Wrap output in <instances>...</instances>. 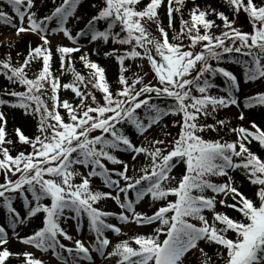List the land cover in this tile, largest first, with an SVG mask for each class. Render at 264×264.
Segmentation results:
<instances>
[{"label":"snow or ice","instance_id":"snow-or-ice-1","mask_svg":"<svg viewBox=\"0 0 264 264\" xmlns=\"http://www.w3.org/2000/svg\"><path fill=\"white\" fill-rule=\"evenodd\" d=\"M45 2L41 0V6ZM51 2L50 12L37 18L35 0H0V24L15 29L17 36L35 34L42 42L29 45L27 58L19 67L10 53L0 60V75L10 85L24 88H5L0 96L15 100L0 98V105L22 109L37 120L34 137L14 129L20 144L30 146L31 151L13 156L15 141L7 138L6 116L0 111V214L6 211L8 221L0 226V264L21 255L7 247L9 228L11 237L21 243L51 251L58 264H185L187 254L196 250L201 264H213L201 243L217 246L220 264H264V158L250 147L255 141L264 149V129L255 121L250 127L231 126V120L219 118L230 106L241 108V79L223 64L240 65L244 83L264 81V0L259 4L256 0H223L231 18L211 4L201 7L194 3L189 19H184L186 0H166L167 27L159 12L165 0H149L144 7L142 0ZM85 6L94 14L73 34L68 25L82 19L77 13ZM175 13L180 14L179 30L174 24ZM242 13L250 31L238 24ZM57 34L74 45L55 46L61 69L72 73L70 83H62L53 70L50 37ZM78 38L96 44L111 41L113 47L103 55L114 57L119 65L115 89L88 51L79 56L88 75L76 69L73 54L81 52ZM129 59L146 60L151 79L149 72L127 76L130 69L125 62ZM41 62L33 78L30 69ZM137 68L142 71L143 65ZM217 77L223 79V95L213 92ZM62 88L70 89L79 102L63 99ZM242 104L241 121L245 109L264 107V91L246 96ZM168 116L179 117L171 121L178 129L175 136L162 123ZM153 127L160 128L163 138H149ZM221 132L236 139L229 141ZM206 133L220 138L206 137ZM133 137L143 140L138 144ZM140 157L142 166L137 165ZM180 164L184 172L177 181L172 170ZM234 172L256 187L252 197L240 190ZM76 177L79 183L74 182ZM93 177H99L107 190H94ZM145 198L153 204L164 203L149 215L135 208ZM108 199L119 207L118 213L97 206ZM14 201H22L23 210ZM217 205L235 210L239 218L217 211ZM38 214L42 226L18 237L17 226ZM110 218L155 227L150 233L113 244L107 232L117 236L127 233ZM68 221H76L77 234L86 221L92 238L87 242L74 239L62 227V222ZM22 255L25 264H44L31 252Z\"/></svg>","mask_w":264,"mask_h":264},{"label":"trees","instance_id":"trees-1","mask_svg":"<svg viewBox=\"0 0 264 264\" xmlns=\"http://www.w3.org/2000/svg\"><path fill=\"white\" fill-rule=\"evenodd\" d=\"M60 2L61 0H56L57 4H59ZM148 2L149 0H142L141 7H144ZM194 3L200 4L201 7H204L207 4H211L213 7L217 8L218 11H224L225 14L229 15L230 18L232 17L231 11L229 10L228 6L224 4L223 0H186V7L184 8V19H189V9L193 6ZM256 3L258 4L261 3V0H256ZM36 5H37V8L34 10L37 11V18L42 17L45 14H48L53 6L51 0H46L43 6H41V0H37ZM159 12H160V17H161V20L164 26L167 27L168 19H167L166 0H165V4L162 6ZM77 14L80 15L82 19L78 23L68 25L70 29L72 30L73 34H75L76 31H79L81 28H83L87 19L90 18V16L94 13L89 7L85 6V7H80ZM174 15H175V20H174L175 28L179 30L180 14L175 13ZM212 18L216 19V22L222 25V21H220L218 18L216 17H212ZM238 24L240 26H243L248 31L251 30L250 25L246 21V16L243 13L241 14L239 18ZM5 26L6 25L0 24V33L2 32ZM151 30L153 31L154 34L156 33L155 25H152ZM169 35L170 36L172 35V32L170 29H169ZM78 40H79V44L86 42L89 45V48L86 50L89 52V58L97 62L98 64H100L105 69L106 78L109 84L113 87V89H115L117 87V81H118V77L120 74L119 65L117 64L114 57L106 58L103 55L104 51H107L109 48L113 47L111 41H108L106 44L105 43L96 44L90 41H86L84 39L78 38ZM40 43L42 42L32 35H29V34H21L20 36L16 35L14 39H12L10 42L5 44L3 47H0V60H5L8 54L10 53L13 59V64L19 67L20 64L23 63V61L27 58V55L29 53V45H31L32 47H35V46H38ZM117 47H120V46H117ZM124 47H127V46H124ZM93 48H97L98 52L93 53L92 52ZM84 51L85 50L81 49V52L73 54V58L75 60L76 69L79 72H81L83 75L87 76L89 70L85 68L83 63L79 60V56ZM53 52H54L53 70L55 72V75L60 77L62 83H70L73 80L72 73L70 71H64L61 69L59 54L55 53V48L53 49ZM125 64H126V67L130 69V71L126 73L127 76L132 77L133 73H137V72L140 73V69L137 68V65L140 64V60L133 61L129 59V60H126ZM41 66H42V62L35 64L30 69V76L34 78V73L38 72ZM222 66H225L229 70L233 71L234 74H237L238 79H241V89L238 94V100L241 103L243 102L246 96L253 95L259 91H264V81L258 80L256 82H248V83H244L242 81V68L240 65L225 63ZM215 83L217 85V88L214 89L213 92L218 95H223L224 93L221 91V89L223 88V79L217 77L215 80ZM5 88H8L9 90H12L14 88L17 91L24 90L23 86L10 85L7 79L3 75H0V92H3ZM60 95L63 99H67L70 102H73V103L79 102L78 99L75 97V94L70 89L65 90L62 88ZM97 96L100 97L99 92H97ZM0 98L7 99L10 101L15 100V98L8 97V96H0ZM154 100H155V97H154ZM156 102H160V101H156ZM242 107H243V104L241 105V108H235V110H231L230 107L225 110H222L219 113V118L231 120L232 122L231 126L243 125L245 127H250V123L252 121H255V123L258 126L264 129V107L255 106L249 109H245L244 110L245 119L241 121L238 119V116H239V112L241 111ZM0 111H3L6 116V120H7L6 132L8 133L7 138H10L15 141V146L14 147L10 146L11 154L15 156L20 151H25L26 153L30 152L31 147L20 144L18 137L15 134L14 129L20 128L24 132V134L30 137H34L37 134V120L30 115L26 116L22 109L9 107L7 105H0ZM65 118H66V114H65ZM172 119H179V117H171V116L165 117L162 123L167 124L168 125L167 131H169L172 136H175L178 129L173 128L171 126ZM148 135H149V138H157V137L163 138L159 127H153ZM205 135L206 137L210 136V138H220V137H217L216 133H211V134L206 133ZM220 136L226 138L229 141L236 139L235 135L228 134L225 132H221ZM133 139L136 143L139 144L141 140H143V137H133ZM250 147L252 151L260 155L261 158H264V149L260 148L257 142L254 141ZM117 155H119L121 158H127L126 154H123V153H117ZM141 161H143V157H140V159L137 161L138 166H142ZM108 167L111 168L113 166L111 164H108ZM80 170L82 172L85 171V169H83L82 167H80ZM183 172H184V165L180 164V165H177L172 170V175H174L178 181L179 177L183 174ZM233 175L240 186V190L244 192L247 196L252 197L254 195V192L256 191V187L251 185L250 182L246 179V177L242 175L240 172H234ZM15 178L16 177H13V179ZM213 179H217V178H213ZM0 182H3L2 176H0ZM76 183H79V181L77 180ZM91 183H92V187L94 190L95 189L107 190L104 187L103 182L99 177H93ZM174 198H175L174 196H169V199H174ZM43 202L50 203V201L48 200H45ZM231 202L232 201L229 200V203ZM13 203L19 209L23 210L22 201L20 202L14 201ZM162 203L164 202L161 201V202H157L153 204L150 199L145 198L139 203H137L135 205V208L137 211L145 212L150 215L155 210V208L161 206ZM97 206L102 208L105 211H110L114 213L119 212L115 203L110 199L102 201ZM217 211L226 212L229 216L235 217V218H239V215H240L235 210L227 209L220 205H217ZM205 215L209 216V218L211 217V213L208 212L207 210L205 211ZM110 222L113 224H117L119 221H117L115 218H110ZM7 223H8L7 213L5 211L2 214H0V226H6ZM72 223L76 224V221H68L66 223L62 222V227H64L68 231ZM131 224L133 226H136L138 229L137 230L129 229L126 232L127 236L122 235L121 237L112 238L113 244L116 243L118 240L128 238V236H132L135 234L150 233L152 228L155 227V225L140 227V226L135 225L134 223H131ZM39 226H42V215L41 214H38L36 217L32 218L29 222L22 224V226L20 228H16L15 231L18 237H23L26 235H30ZM7 231L11 233L13 230L9 228L7 229ZM88 234L90 235L89 231H88ZM232 235H233L232 233H229L230 237ZM61 242L66 244L63 238H61ZM23 245L25 244L21 243L19 239L12 238V237L9 238V242L7 244V247L9 248V250L13 253H17L21 255H13L12 257L9 258V261L7 262V264H25V257L22 254L24 252H29V251L23 248L22 247ZM68 246H72V244H69ZM201 247L204 248L205 252H207L209 256L213 257V264H220V262L216 258L217 246L201 243ZM40 252L41 254L46 255V256L51 255V251H48V252L40 251ZM65 255H67V253H65ZM185 264H201L200 252L199 251L195 252L190 257H188L185 261Z\"/></svg>","mask_w":264,"mask_h":264},{"label":"rangeland","instance_id":"rangeland-1","mask_svg":"<svg viewBox=\"0 0 264 264\" xmlns=\"http://www.w3.org/2000/svg\"><path fill=\"white\" fill-rule=\"evenodd\" d=\"M35 3H37V0H35ZM17 23V26H19V21L18 19L15 21ZM25 26H27V19L25 18ZM243 27V26H242ZM245 29V28H244ZM246 30V29H245ZM30 34V33H29ZM15 29L7 27L1 34H0V47H3L5 44H7L9 41H11L14 36H15ZM34 37H36L39 40V37L35 34H30ZM51 39V46L55 47L56 44L60 43L62 41V39H60V34L54 35L52 37H50ZM40 41V40H39ZM65 46H70V44L68 42H65ZM86 47V46H85ZM140 64L143 65V69L141 71L140 69V74H143L144 72H149V76L148 79H151V73H150V66L148 65L147 61H140ZM234 107V106H233ZM81 171V170H80ZM77 180L79 181V177L74 178V182H77ZM114 202V201H113ZM115 203V202H114ZM116 205V203H115ZM117 206V205H116ZM118 211H120L119 207L117 206ZM87 222H83L82 226H81V231L79 234L76 233L75 229H76V225L75 224H71L70 228L68 229V232L70 235H73V237L76 238H80L83 241L87 242L90 237L87 233V226H86ZM118 227H121L122 232H125L128 229H134L133 226L130 225V223L128 224H123V223H117L116 224ZM22 225H18L17 228H20ZM135 230V229H134ZM110 231L106 233V235H110ZM112 235H114L113 233H111ZM117 236V235H115ZM9 237H11V234H9ZM66 244H71V242L69 241H65ZM87 246V243H86ZM26 248L30 249L29 246H25ZM198 252V250L193 251V252H189L190 254L188 256H190L191 254ZM32 254H34L36 256L37 259H41L42 261H44L45 264H58V261H56L55 257L53 256H49V257H45L43 255H39V252L36 249L32 248ZM95 255V254H93ZM97 264H99V261H97Z\"/></svg>","mask_w":264,"mask_h":264}]
</instances>
